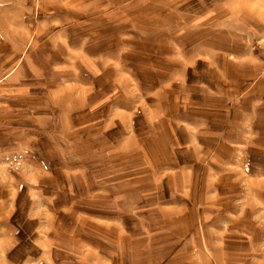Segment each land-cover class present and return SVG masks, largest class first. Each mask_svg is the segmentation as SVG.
Instances as JSON below:
<instances>
[{
	"label": "rangeland",
	"instance_id": "374dc122",
	"mask_svg": "<svg viewBox=\"0 0 264 264\" xmlns=\"http://www.w3.org/2000/svg\"><path fill=\"white\" fill-rule=\"evenodd\" d=\"M12 3L0 0V264H68L50 229L64 226V207L78 231L82 210L98 218L100 205L127 202L146 154L130 133L152 125L167 143L148 170L171 188L192 172L190 202L229 223L216 234L232 255L221 264H264V0ZM167 95L165 112L183 120L169 126L174 148L150 114Z\"/></svg>",
	"mask_w": 264,
	"mask_h": 264
},
{
	"label": "crops",
	"instance_id": "0c3cea01",
	"mask_svg": "<svg viewBox=\"0 0 264 264\" xmlns=\"http://www.w3.org/2000/svg\"><path fill=\"white\" fill-rule=\"evenodd\" d=\"M12 1V4H15V0ZM30 13L24 9L19 13L18 19L27 20ZM35 34L40 33L35 30ZM164 89L165 87L161 88L160 92ZM168 99V95L155 98L151 104L154 109L150 114L160 117L159 130H163L164 126L170 129L171 125L176 133L178 128H181L179 122L183 120L178 118L180 115L177 110L176 113L165 112ZM172 104L174 105V101ZM169 117L176 119H168ZM175 123L177 125L173 126ZM152 127L153 125L146 126L143 129H136L135 133H130V136L135 138V140L131 139L130 146L139 148L146 154L140 157L139 162L145 165V171L130 176L128 187H125L127 202L100 205V214L96 215L98 218L93 217L92 213L89 214L88 210H82L78 231H74L75 222L70 207H64L66 213L64 226L58 228L56 234L53 233L52 228L50 229L51 242L60 244V246L54 245L53 248L56 249L57 257L64 255L68 264H221L227 258L232 261V255L227 254V250L220 247L216 241L217 231L222 233V229L229 226L224 215H218L217 205L196 203L193 199L190 202L189 196L195 191L192 172L187 173L188 181H183V187L180 185L171 188L166 181L167 176H154V171L146 167L151 163L159 162L158 148L166 146L167 143L165 137L164 140L163 138L154 140L149 137ZM154 128L156 129L157 126ZM190 128L188 127V133H182L184 129L179 133L183 143L191 141L193 137ZM172 130L170 129L171 141L174 142L172 148H174L178 147V144ZM211 140L215 141L216 137ZM161 156L159 155V158ZM117 186L106 188L100 185V195L120 197L122 191ZM165 186L168 189L166 199L163 196ZM212 190V195L215 196V187ZM155 196H160V202H149L147 197ZM176 196H180L183 202L176 201ZM219 211H222V214H231L232 210ZM205 212L208 215L204 214ZM69 243L72 246H69ZM39 247L42 251L50 252L46 245ZM42 251L40 259H47L44 257L47 255H43ZM59 259L61 260V257Z\"/></svg>",
	"mask_w": 264,
	"mask_h": 264
}]
</instances>
